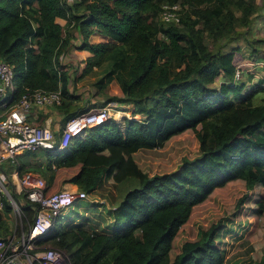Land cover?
<instances>
[{
	"label": "trees",
	"instance_id": "1",
	"mask_svg": "<svg viewBox=\"0 0 264 264\" xmlns=\"http://www.w3.org/2000/svg\"><path fill=\"white\" fill-rule=\"evenodd\" d=\"M165 2L183 6L179 23L161 20ZM257 11L249 0H0V60L13 67L12 100L27 88L60 87L65 122L92 108L70 83L112 60L121 83L98 104L141 102L136 111L145 114L124 118V127L110 117L86 128L50 152L44 167L17 163L44 176L46 194L66 182L86 194L63 208L37 245L51 241L70 264H264V82L245 92L234 80L241 48L230 46L243 37L256 54L264 45L249 36ZM75 40L81 72L72 78L63 57ZM213 158L218 164L208 168ZM128 177L139 185L115 205ZM8 184L24 223L31 221L33 205L18 182ZM4 201L0 241L7 243L13 206ZM70 212L77 217L58 225Z\"/></svg>",
	"mask_w": 264,
	"mask_h": 264
},
{
	"label": "built area",
	"instance_id": "2",
	"mask_svg": "<svg viewBox=\"0 0 264 264\" xmlns=\"http://www.w3.org/2000/svg\"><path fill=\"white\" fill-rule=\"evenodd\" d=\"M182 11L180 3L165 2L160 18L164 23H179ZM241 72L237 68L234 80L240 78ZM14 90L13 67L0 60V209L4 208V198H7L16 219H19L12 226L10 240L7 243L0 241V264H70L62 250L52 246L39 248L36 241L54 227L63 208L75 199L86 196L85 191L78 186L62 185L59 190L46 194L47 182L38 172L26 170L21 175L16 173L23 194L35 209L32 220L24 223L21 208L7 188L6 182L9 183L10 177L3 165H8L25 151L45 149L57 152L66 149L73 136L108 120L110 109L108 105L93 107L62 123L56 120L39 123L41 112L45 113L50 106L62 104V89L27 88L12 100ZM18 224L21 227L26 224L28 228L27 231L22 229L19 238L16 234ZM36 248H39L36 252L30 251ZM22 255L25 259H21Z\"/></svg>",
	"mask_w": 264,
	"mask_h": 264
},
{
	"label": "rangeland",
	"instance_id": "3",
	"mask_svg": "<svg viewBox=\"0 0 264 264\" xmlns=\"http://www.w3.org/2000/svg\"><path fill=\"white\" fill-rule=\"evenodd\" d=\"M253 3H256L258 6V11L255 12L256 18H254V25L252 28V31L250 32L251 39L255 38H264V0H249ZM212 7H217V5L212 4ZM237 14H241L240 10H236ZM181 29L184 31L185 27H181ZM76 37L78 36V33L76 32ZM254 36V37H253ZM253 37V38H252ZM106 37L100 36V35H93L91 37L92 41H102L106 40ZM256 43L255 41H253ZM78 44V40L72 41V44L66 51V55L63 58V60L70 64V68L72 69V78L75 76L80 75V60L82 58V54L75 48ZM236 46L239 45L241 48V53L239 54V65L238 68L240 70L245 71L244 75L241 76L239 79H237V82H244L247 84V87H249L251 84H262L264 82V45H258L259 49L256 54H252V50L254 47H252L251 43L247 41L245 38H240L239 40H236L230 44V46ZM229 46V47H230ZM229 47L225 49H229ZM258 61V62H257ZM171 74H174L176 71V67L178 66L179 62L177 60H174L171 63ZM97 68V69H95ZM114 75L116 76V81H113L111 84H108L102 91L98 90L96 83L97 82H106L108 77ZM225 79L224 77H217V79L214 82L215 86H219L221 82H223ZM120 78L118 76V73L116 71L115 62L111 61L109 63H106L102 66H96L94 67L89 73L86 75L80 77L76 84L74 85L72 82L70 83V89L73 90L75 94H79L80 100L87 101V104H91L92 101L95 100H102L104 96L106 95L109 86L111 85H118L120 84ZM249 89H245V92ZM105 92V93H104ZM260 98H258L259 100ZM257 100V101H258ZM234 101L237 104L242 103V97H234ZM106 105L109 106L110 109V117H113L115 119H118L121 126L124 127V118L126 117H136V118H143L145 114L137 112L136 110L139 107H143V103L141 102H130L126 104H119L117 102L107 103ZM48 112V113H46ZM45 113L41 112V118L39 123H48L49 121H61L62 122V107L58 105L50 106L48 110ZM62 113L61 115H58ZM55 115L56 117L54 118ZM53 116V118H52ZM210 143H212V139L209 140ZM54 157L53 153L48 152L45 149H38L35 151H25L21 155L17 156L16 159H14L12 162H8V165H3L4 169L8 172V176L12 179H14L15 183L18 182L17 178L15 177L16 173L19 175L26 172V170H16L18 167V162L29 163L30 165L33 163H42L43 167L46 166L47 161L49 159H52ZM218 159L213 158L211 161H209L207 167L208 168H216L218 164ZM222 161V160H220ZM14 172V174H12ZM36 172V171H34ZM39 173V172H38ZM41 176H43L41 173H39ZM220 174V173H219ZM44 177V176H43ZM19 183V182H18ZM7 188L9 192H11V186L6 182ZM139 185V180L136 177H128L121 183H119L115 189V205L120 203V201L124 198L126 192L129 189H132L134 187H137ZM20 187V185H19ZM75 188V187H72ZM22 190V189H21ZM24 201H26L24 199ZM79 211H83L82 207H78ZM10 228L12 226H15V222H19V219H16V216L14 214V210L12 209L9 211V214L7 215ZM77 216L73 215L71 212L64 215L61 220L59 219L57 221L58 225L65 224L66 222L70 221L71 219H75ZM26 223V222H25ZM20 225V224H18ZM26 225V224H25ZM39 248H44L48 246H53V243L51 241L44 242L42 244L37 245Z\"/></svg>",
	"mask_w": 264,
	"mask_h": 264
},
{
	"label": "crops",
	"instance_id": "4",
	"mask_svg": "<svg viewBox=\"0 0 264 264\" xmlns=\"http://www.w3.org/2000/svg\"><path fill=\"white\" fill-rule=\"evenodd\" d=\"M69 2H70V0H69ZM66 55V54H65ZM65 57V56H64ZM63 57V58H64ZM112 60H107V61H105V62H103L100 66H102V65H104V64H106V63H109V62H111ZM258 62V61H257ZM96 67V66H95ZM243 73H242V76L244 75V72L245 71H242ZM244 83V82H243ZM256 84V83H255ZM255 84H251L249 87H247V84L245 83V89H250L253 85H255ZM106 96V95H105ZM105 96H104V98H105ZM101 100V99H100ZM98 101L99 100H95V101H92L91 102V104H88L87 106H91L92 105V108L93 107H99L100 105L98 104ZM58 115H61V114H58ZM42 116V115H41ZM54 116V118L56 117L55 115H53ZM53 116H52V118H53ZM62 118H63V115H62ZM40 119H38V121H39ZM117 121H118V119H116ZM40 122V121H39ZM61 121H59V123H60ZM119 122V121H118ZM62 123V122H61ZM84 133V132H83ZM63 185H65V186H67V187H77V185L76 184H74V183H70V182H66V183H64Z\"/></svg>",
	"mask_w": 264,
	"mask_h": 264
}]
</instances>
